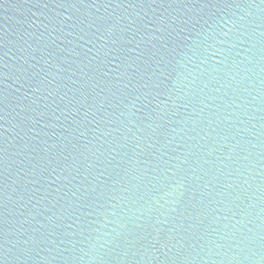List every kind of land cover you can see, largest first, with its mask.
I'll return each mask as SVG.
<instances>
[{
	"label": "water",
	"instance_id": "obj_1",
	"mask_svg": "<svg viewBox=\"0 0 264 264\" xmlns=\"http://www.w3.org/2000/svg\"><path fill=\"white\" fill-rule=\"evenodd\" d=\"M0 156V264H261L264 4L0 0Z\"/></svg>",
	"mask_w": 264,
	"mask_h": 264
},
{
	"label": "snow or ice",
	"instance_id": "obj_2",
	"mask_svg": "<svg viewBox=\"0 0 264 264\" xmlns=\"http://www.w3.org/2000/svg\"><path fill=\"white\" fill-rule=\"evenodd\" d=\"M261 3L264 4V0H261ZM5 163L3 156H0V165H3ZM2 174V172H0ZM30 251V250H27ZM23 254V253H22ZM261 264H264V257L261 258Z\"/></svg>",
	"mask_w": 264,
	"mask_h": 264
}]
</instances>
